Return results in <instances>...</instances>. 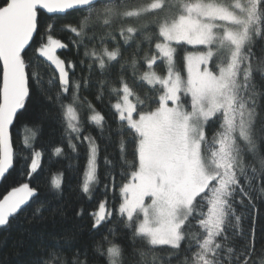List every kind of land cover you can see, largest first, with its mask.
Returning <instances> with one entry per match:
<instances>
[{"label": "snow or ice", "instance_id": "snow-or-ice-1", "mask_svg": "<svg viewBox=\"0 0 264 264\" xmlns=\"http://www.w3.org/2000/svg\"><path fill=\"white\" fill-rule=\"evenodd\" d=\"M184 45L197 50L181 55ZM37 58L53 66L47 81L32 71ZM92 89L97 102L108 95L111 122L84 95ZM26 121L49 122L53 135L39 143L36 123L18 153L13 132ZM106 129L119 149L103 157L101 174ZM81 146L74 215L88 218L94 247L67 246L71 236L41 242L32 264H149V256L264 264V229L257 238L255 227L264 204V0H0V178L27 162L26 182L0 197V228L40 199L32 181L45 153L64 159ZM65 183L63 171L51 181L57 194ZM70 250L71 258L54 254Z\"/></svg>", "mask_w": 264, "mask_h": 264}, {"label": "trees", "instance_id": "trees-1", "mask_svg": "<svg viewBox=\"0 0 264 264\" xmlns=\"http://www.w3.org/2000/svg\"><path fill=\"white\" fill-rule=\"evenodd\" d=\"M73 19V17H69ZM54 34L58 37H62L67 42V35L62 34L54 30ZM197 50V46L184 45L181 49V55L188 51ZM57 55L63 58H71V52L65 50H57ZM53 66L50 65L43 58H37L33 65L32 71L39 76L43 77L45 81L53 75ZM160 71L165 69L161 68ZM79 74V69H77ZM89 100H91L102 114L106 115L109 122L112 120V111L108 106L109 97L105 94L104 103L95 101L96 89H92L90 92L84 93ZM39 113L40 108L38 106L33 109ZM43 123V136L45 139L39 141L44 144L47 138L53 135V126L47 121H26L23 125H17L13 132V139L15 141L14 147L17 152H20L22 148V142L25 138L31 142L32 131L36 123ZM115 128V124L111 125ZM58 135V133H56ZM92 135L99 137L100 132L98 129H92ZM101 144V160H100V173H106V165L103 162V157L107 155L111 159L116 158L118 153L119 144L118 138L112 134L109 139L107 129L105 130L104 137L98 140ZM106 147L107 151H103ZM131 146H129V152ZM27 153H24L26 155ZM85 148L83 146L79 149V154L69 153L67 158L61 159L57 157H49L48 153H45L44 160L42 161L43 171L32 181V184L41 189L40 199H37L35 203H32L26 208L25 215H22L19 219L12 222L9 227L0 228V262L4 264H32L36 259L37 254L41 251L39 244L41 242L45 244H51L55 240L64 239L66 236L73 237L67 241V246H76L78 248L90 249L94 247L92 234L89 231V220L85 217L83 220L77 219L74 215L75 208L78 203L81 202V195L79 191V183L82 176V171L85 166ZM131 159V156H129ZM27 162L20 160L15 164L14 169L10 170V173L4 177L0 182V197L10 190L12 187L18 186L20 182H26L24 172L26 171ZM63 171L66 173V183L64 184V190L62 193L57 194L55 189L51 185V181L56 178V173ZM121 183V177H116V184ZM256 195V193H253ZM111 192L109 196L111 197ZM117 195H119V189L117 188ZM116 204L118 207L119 200H110L111 204ZM41 204L46 206L41 209L43 218L37 216L32 220L33 213ZM89 210H94L95 205L89 204ZM53 209H63L64 215H61L59 211L53 212ZM247 217V213H244ZM31 220V222H29ZM249 221L246 218L243 222V226L247 228ZM256 234L259 238L261 229H264V204L260 205L259 219L256 222ZM74 250V249H73ZM63 258L65 255L71 258L72 250L67 253H54ZM161 257H156L154 264H161ZM149 264H152L153 257H147ZM95 264H103V259L97 257Z\"/></svg>", "mask_w": 264, "mask_h": 264}, {"label": "water", "instance_id": "water-1", "mask_svg": "<svg viewBox=\"0 0 264 264\" xmlns=\"http://www.w3.org/2000/svg\"><path fill=\"white\" fill-rule=\"evenodd\" d=\"M2 179H3V178H0V182H1Z\"/></svg>", "mask_w": 264, "mask_h": 264}, {"label": "rangeland", "instance_id": "rangeland-1", "mask_svg": "<svg viewBox=\"0 0 264 264\" xmlns=\"http://www.w3.org/2000/svg\"><path fill=\"white\" fill-rule=\"evenodd\" d=\"M192 51H196V50H192ZM185 75H186V73H185Z\"/></svg>", "mask_w": 264, "mask_h": 264}]
</instances>
